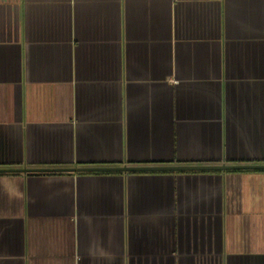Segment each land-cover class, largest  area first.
<instances>
[{"label": "crops", "instance_id": "obj_1", "mask_svg": "<svg viewBox=\"0 0 264 264\" xmlns=\"http://www.w3.org/2000/svg\"><path fill=\"white\" fill-rule=\"evenodd\" d=\"M264 165V0H0V169ZM0 264H264V170L0 174Z\"/></svg>", "mask_w": 264, "mask_h": 264}, {"label": "water", "instance_id": "obj_2", "mask_svg": "<svg viewBox=\"0 0 264 264\" xmlns=\"http://www.w3.org/2000/svg\"><path fill=\"white\" fill-rule=\"evenodd\" d=\"M264 170V165H212V166H143V167H78L59 169H0V174L29 173H144V172H187L188 171H246Z\"/></svg>", "mask_w": 264, "mask_h": 264}, {"label": "trees", "instance_id": "obj_3", "mask_svg": "<svg viewBox=\"0 0 264 264\" xmlns=\"http://www.w3.org/2000/svg\"><path fill=\"white\" fill-rule=\"evenodd\" d=\"M3 175H5V174H3Z\"/></svg>", "mask_w": 264, "mask_h": 264}]
</instances>
